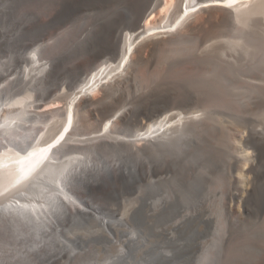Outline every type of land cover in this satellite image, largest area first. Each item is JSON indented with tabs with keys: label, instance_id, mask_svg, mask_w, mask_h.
Returning a JSON list of instances; mask_svg holds the SVG:
<instances>
[{
	"label": "rangeland",
	"instance_id": "rangeland-1",
	"mask_svg": "<svg viewBox=\"0 0 264 264\" xmlns=\"http://www.w3.org/2000/svg\"><path fill=\"white\" fill-rule=\"evenodd\" d=\"M124 3L0 0V10L8 8L10 13L0 18V62L27 52L18 45H50L55 72L64 70L63 76L53 78L50 113L61 115L93 68L118 62L114 51L80 48L77 41L85 29H94L97 19L112 15L115 35L138 30L136 15L125 12ZM119 11L123 14L116 17ZM26 27L29 30L15 44ZM227 29L214 52L198 53L192 41L150 55L114 97L85 112L84 134L98 131L113 109L138 110L134 124L128 123L136 129L167 109L197 118L199 133L193 145L164 156L157 173H141L87 195L103 214H111L113 219L105 216L107 220L120 222L115 237L98 242L89 227L71 228L70 234L85 242L80 243L84 248L78 250L79 258L52 264H264V51L250 63H236L231 49L222 50L233 41ZM89 54H98L94 64ZM137 99L145 104L136 106ZM144 203L145 215L140 210ZM133 228L139 230L137 235L131 234ZM138 235L142 247L130 249L126 240ZM7 251L17 257L13 247Z\"/></svg>",
	"mask_w": 264,
	"mask_h": 264
},
{
	"label": "bare ground",
	"instance_id": "bare-ground-1",
	"mask_svg": "<svg viewBox=\"0 0 264 264\" xmlns=\"http://www.w3.org/2000/svg\"><path fill=\"white\" fill-rule=\"evenodd\" d=\"M100 1L106 6L119 0ZM121 1L125 12L136 15L138 30L115 35L112 15L97 19L94 29H85L78 46L86 52L114 51L118 62H101L93 68L61 115L50 113L53 78L64 71L55 72L50 45H18L27 52L0 62V179L4 178L0 181V264H52L79 258L78 250L84 248L80 243L85 242L71 235V228L89 227L98 242L115 237L120 222L107 220L113 219L111 214H103L87 195L97 194L102 186L129 182L141 173L155 174L164 156L194 144L197 118L170 114L167 109L140 129L128 124L133 116L139 117L138 110L113 109L98 131L82 132L85 112L114 97L124 79L150 55L192 41L198 53L214 52L227 28L233 41L221 49H231L236 63H250L264 51V0ZM7 9L0 10V18L10 14ZM175 14L174 21L159 25ZM27 30L20 32L15 44ZM46 54L49 58L44 59ZM87 57L93 63L99 56ZM136 102V106L145 104L142 99ZM146 206H141L143 215ZM136 233L139 230L133 228L131 234ZM142 242L139 235L126 240L133 250L140 249ZM12 247L17 257L7 251Z\"/></svg>",
	"mask_w": 264,
	"mask_h": 264
}]
</instances>
